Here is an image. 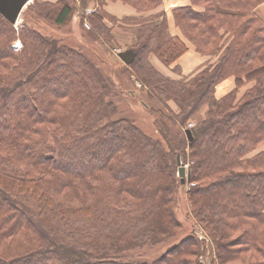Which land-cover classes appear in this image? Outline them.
I'll return each mask as SVG.
<instances>
[{
	"label": "trees",
	"instance_id": "trees-1",
	"mask_svg": "<svg viewBox=\"0 0 264 264\" xmlns=\"http://www.w3.org/2000/svg\"><path fill=\"white\" fill-rule=\"evenodd\" d=\"M84 1L94 9L87 17L77 0H35L19 27L0 14V264H194L202 244L193 232L144 260L147 248L182 231L178 155L193 162L188 201L214 242L212 264L246 256L255 258L248 264H264V20L255 13L264 0H190L172 10L183 38L172 36L164 11L120 19L105 10L122 2L145 14L163 0ZM77 14L107 44L114 37L106 19L131 25L132 73L147 94L179 106L184 128L206 107L189 155L162 120H155L161 140H154L120 117L113 77L42 28L64 33ZM188 42L200 54L219 55L217 63L190 80L152 64V55L175 64ZM230 77L235 89L217 99L216 86ZM248 82L254 85L238 98Z\"/></svg>",
	"mask_w": 264,
	"mask_h": 264
},
{
	"label": "rangeland",
	"instance_id": "rangeland-1",
	"mask_svg": "<svg viewBox=\"0 0 264 264\" xmlns=\"http://www.w3.org/2000/svg\"><path fill=\"white\" fill-rule=\"evenodd\" d=\"M34 2L35 0H31L30 4L25 7L24 11L27 10L28 7ZM20 17L22 18V15ZM87 21L89 22V20ZM105 22L107 26L110 27V31L113 32V43L107 44L104 42V40L95 38L94 36L98 34L91 31L92 25L90 22V27H85V19L82 23L79 20L76 26L72 24V22L69 26L61 30L62 32H64L61 34L58 29L54 27L42 28H44L46 30L44 32H47L48 34H52L57 37H61L63 35L61 39L65 44L70 47L80 49V52L85 55L92 63H94L106 77L108 75H111L113 77V80L118 86V95L116 86V95L114 98H112V100L115 102L117 109H119L120 117L132 121L147 137L154 140H161L158 129L156 128L155 120L157 119L160 122L162 120L164 122V125L167 126L169 130V136L171 137L173 144L176 147L181 148L186 146V152L189 155L190 150L188 147H190L189 143H191V141H189L186 137L185 129L187 127L190 128L191 124H194L196 126L197 122L203 120L205 116L201 115V112L198 113L197 111L196 113L198 114L195 113L188 121L187 125H185L187 127L184 128V126L178 122L177 116L180 113V109L173 100H168L164 97L157 98L155 96L147 94L144 84L140 81L136 74L132 73L133 70L130 68L131 64H125L118 56L119 51H134L135 49L130 48L132 47L131 42L133 30L131 25L125 24L121 21L115 22L108 19H106ZM19 26H21V24L16 27ZM14 47L16 49H20L22 47L21 42L17 41L14 44ZM217 56L219 57V55ZM160 61L161 60L154 59L153 64L161 73L171 77L172 72L171 68H169L170 66H166L162 61V63ZM60 91H62V89L56 92L59 93ZM120 144H123V146L125 147L129 146L131 144L129 137L127 135H123L121 137ZM258 152L259 151L256 150L249 154L248 157L252 158L257 155ZM109 154L110 151L106 150L100 157L99 161L101 162H98L102 163L105 157ZM180 159L182 162V166L186 168V174H188L189 172L191 173V165L193 162L189 159L186 163V160H184V158L180 157ZM78 166L80 167V165ZM87 167H89V165ZM62 168L68 171H70L71 169L72 171L76 170L75 167H73L71 164H63ZM176 176L178 179H180L178 174V166L176 169ZM191 184L192 183H190V181L184 184V187H182L179 191L177 200L176 217L183 225L182 231L177 233L175 237L170 238L164 245L147 248L144 251V260L147 263L155 261L157 257L165 253L167 248L177 244L183 239V237L191 232L197 235L196 237L202 244L201 252H199V254H196L197 256L191 257L192 261H194V264H212V260H216V252L213 240L197 223V220L195 218H192L191 215V203L188 201L187 195V192L192 186ZM136 259L139 258H135V260ZM242 261H246V263L248 264L250 263V261H255V258L249 259V257L246 256V260H240L236 263L231 264H243Z\"/></svg>",
	"mask_w": 264,
	"mask_h": 264
},
{
	"label": "crops",
	"instance_id": "crops-1",
	"mask_svg": "<svg viewBox=\"0 0 264 264\" xmlns=\"http://www.w3.org/2000/svg\"><path fill=\"white\" fill-rule=\"evenodd\" d=\"M188 5H191L190 0H163V3L161 4V6L157 8L156 10L151 11L149 13H145V14H139L134 8L123 4L122 2H109L105 6V10L111 15H114L120 19L125 16H149V15H153L154 13L164 11L166 12L167 17H168L170 32L172 36L183 38L180 29L175 25L172 10L177 7L188 6ZM255 13L257 14V16H259L261 19L264 20V4L258 6V8L255 10ZM78 21H79V17L78 15H76L74 17L72 24L76 26ZM22 22H23V19L20 17L17 26L19 24H22ZM218 58L219 57L217 55L200 54L199 52L196 51V48L191 43H188L187 52L184 53L175 64L169 67L171 68L172 74H171V77L170 76L168 77L172 79L185 78V79L190 80L192 77L196 76L204 68L214 66L217 63ZM154 59L157 60L158 57H156L155 55L151 56L152 64H153ZM177 65L179 66L181 70L180 73L174 70ZM253 85H254V82H248L245 85H243L238 91V98L242 97L243 94L248 89H250ZM235 87H236V80L234 77H230L222 81L216 86V90H215L216 98L217 99L223 98L224 96L229 94L233 89H235ZM206 110H207L206 107H203L200 111H198V113L201 112V115L205 116Z\"/></svg>",
	"mask_w": 264,
	"mask_h": 264
},
{
	"label": "water",
	"instance_id": "water-1",
	"mask_svg": "<svg viewBox=\"0 0 264 264\" xmlns=\"http://www.w3.org/2000/svg\"><path fill=\"white\" fill-rule=\"evenodd\" d=\"M29 3V0H0V14L7 19L11 24L16 25L23 10ZM86 4L84 0H77L76 10L77 12L85 16ZM119 58L127 65L134 62L136 58V53L133 50H126L119 53ZM185 133L189 141H193L195 130L194 128H189L185 130ZM178 174L181 179L182 184L190 181V172L186 174V168L182 166L180 155H178Z\"/></svg>",
	"mask_w": 264,
	"mask_h": 264
},
{
	"label": "built area",
	"instance_id": "built-area-1",
	"mask_svg": "<svg viewBox=\"0 0 264 264\" xmlns=\"http://www.w3.org/2000/svg\"><path fill=\"white\" fill-rule=\"evenodd\" d=\"M93 12H94V9H92L91 7H89V8L87 9V11H86V14H87V15H92V14H93ZM84 25H85V27H87V28H89V27H90V25H89V22H88V21H85ZM192 125H193V124H191V126H192Z\"/></svg>",
	"mask_w": 264,
	"mask_h": 264
}]
</instances>
